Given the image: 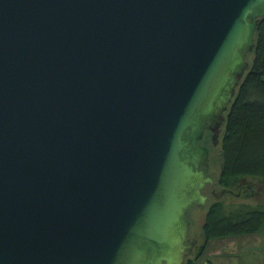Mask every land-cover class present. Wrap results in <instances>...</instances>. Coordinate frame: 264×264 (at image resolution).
<instances>
[{
    "label": "water",
    "instance_id": "water-1",
    "mask_svg": "<svg viewBox=\"0 0 264 264\" xmlns=\"http://www.w3.org/2000/svg\"><path fill=\"white\" fill-rule=\"evenodd\" d=\"M264 0H0V264H182Z\"/></svg>",
    "mask_w": 264,
    "mask_h": 264
},
{
    "label": "trees",
    "instance_id": "trees-1",
    "mask_svg": "<svg viewBox=\"0 0 264 264\" xmlns=\"http://www.w3.org/2000/svg\"><path fill=\"white\" fill-rule=\"evenodd\" d=\"M248 59L249 67L225 111L218 144L211 143L210 130L201 140L215 151L214 157L222 163L219 184L233 188L243 177L264 182V17L260 19L256 44ZM201 226L200 241L182 264H197L212 238L261 232L264 203H232L226 198H215L208 202Z\"/></svg>",
    "mask_w": 264,
    "mask_h": 264
},
{
    "label": "rangeland",
    "instance_id": "rangeland-1",
    "mask_svg": "<svg viewBox=\"0 0 264 264\" xmlns=\"http://www.w3.org/2000/svg\"><path fill=\"white\" fill-rule=\"evenodd\" d=\"M220 166L217 167L220 170ZM217 170V171H218ZM242 181L251 183L252 186L260 188L264 192V182L255 178L245 177ZM255 198L239 197L226 193L220 198H226L228 202H251L264 203V193ZM234 197V198H232ZM216 196H210L209 200H214ZM208 204V203H207ZM197 212H201L199 220H195L192 225L198 238L202 235V223L205 218L206 206ZM200 241V240H199ZM200 243V242H199ZM264 263V226L261 232L242 235H231L222 238H212L204 252L198 259L197 264H263Z\"/></svg>",
    "mask_w": 264,
    "mask_h": 264
},
{
    "label": "flooded vegetation",
    "instance_id": "flooded-vegetation-1",
    "mask_svg": "<svg viewBox=\"0 0 264 264\" xmlns=\"http://www.w3.org/2000/svg\"><path fill=\"white\" fill-rule=\"evenodd\" d=\"M210 139H211V143L214 144L213 138H212V131H211ZM214 145H217V144H214ZM211 153H212V156L210 154L209 161L207 162V164H202V167L206 170L208 174H211L213 176V181H207L201 189L202 192L207 195L206 202L204 204H194L190 206L189 211H188V218L191 221L190 227L192 223L195 222V220L196 221L199 220V217L201 216V212H197V211H199L200 209L202 210L204 208L205 204H207L210 201L209 198L212 195L216 196V198H219L223 194L230 193V194L236 195L235 198L236 197L237 198L239 197L255 198L254 197L255 195L260 197L262 196L261 194L264 193L260 188H256L252 186L251 183L242 181L241 179L237 183V186L235 188L229 187V186H223L219 184V179H217L219 176L218 174L219 170L217 169V167H219V165H221L222 163L221 161L215 158L216 157V154H214L215 151L213 152L211 151ZM190 230L191 229L189 228V241H193V246L191 250L192 252L197 247L199 238L198 236H196L195 232H193L194 230L193 231H190Z\"/></svg>",
    "mask_w": 264,
    "mask_h": 264
}]
</instances>
